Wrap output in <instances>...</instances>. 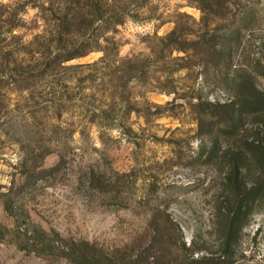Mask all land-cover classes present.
<instances>
[{
    "label": "rangeland",
    "instance_id": "rangeland-1",
    "mask_svg": "<svg viewBox=\"0 0 264 264\" xmlns=\"http://www.w3.org/2000/svg\"><path fill=\"white\" fill-rule=\"evenodd\" d=\"M261 69L264 0H0V264H264Z\"/></svg>",
    "mask_w": 264,
    "mask_h": 264
},
{
    "label": "trees",
    "instance_id": "trees-1",
    "mask_svg": "<svg viewBox=\"0 0 264 264\" xmlns=\"http://www.w3.org/2000/svg\"><path fill=\"white\" fill-rule=\"evenodd\" d=\"M264 78V69H261L258 74ZM230 106H235V117L226 118L221 125L222 131L225 136H232L238 132L239 126L242 124V118L246 115H264V94L255 91L253 93H239L236 100L230 102ZM228 105V106H229ZM246 145L249 150L255 154L257 160H259L264 166V142L248 141ZM233 177L229 179L231 202L228 206L220 208L223 220L225 221V232L223 238V244L226 248L231 246L234 233H236L235 226L237 221L241 219L247 213L248 204L254 200L256 193L261 191L259 186L246 187L245 183L238 180L240 168L237 165L233 166ZM259 185V184H258Z\"/></svg>",
    "mask_w": 264,
    "mask_h": 264
}]
</instances>
